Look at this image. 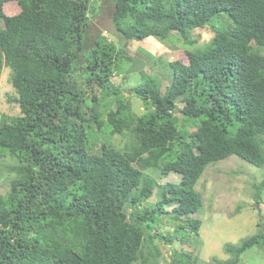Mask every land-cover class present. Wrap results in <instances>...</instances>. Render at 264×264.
I'll return each mask as SVG.
<instances>
[{
  "label": "trees",
  "instance_id": "obj_1",
  "mask_svg": "<svg viewBox=\"0 0 264 264\" xmlns=\"http://www.w3.org/2000/svg\"><path fill=\"white\" fill-rule=\"evenodd\" d=\"M13 1L19 11L6 14ZM91 2L0 0V73L11 70L5 95L18 109L0 113V169L11 174L0 264H162L157 241L199 235L195 186L208 164L237 155L264 165V0H113L119 44L91 37ZM204 28L213 36L197 45L192 31ZM149 36L176 38L187 62L164 61V91L143 68L120 87L129 44ZM171 173L180 181H158ZM254 245L264 252L263 231L226 243L230 264ZM170 254L166 264L197 261L185 248Z\"/></svg>",
  "mask_w": 264,
  "mask_h": 264
},
{
  "label": "rangeland",
  "instance_id": "obj_2",
  "mask_svg": "<svg viewBox=\"0 0 264 264\" xmlns=\"http://www.w3.org/2000/svg\"><path fill=\"white\" fill-rule=\"evenodd\" d=\"M113 0H92L93 9L90 14L91 24L89 33L94 37L99 31H103L106 36L116 44L120 43L119 36L113 28L111 14ZM6 14H16L19 6L15 1L4 4ZM213 36V32L208 29H195L192 37L197 41V45L207 42ZM176 38L169 36L161 39L149 36L143 40H135L129 44L131 48L129 55L132 61L122 65V71L129 70L126 83L120 87L133 86L139 83L140 68L147 73L158 74L161 77V90L169 84L170 78L167 75L165 66L166 61L181 60L187 62V55L184 49L175 45ZM147 53L153 54V61L144 59ZM158 59L163 62L158 64ZM165 61V62H164ZM163 64V65H162ZM162 65L158 70V66ZM11 70L3 67L0 73V113L16 114L18 112L14 103L7 101L6 93H11L13 87L10 83ZM125 72H120L113 76L115 84L123 82ZM125 96L130 98V105L137 114L143 111L142 102L135 96H129L125 91ZM182 103H179V108ZM180 118L181 115L179 114ZM191 129V128H190ZM192 130V129H191ZM113 142L125 146L129 144L127 135H115ZM9 159L4 160L8 164ZM150 172V170H148ZM152 172V171H151ZM11 174L4 168L0 169V193H5L9 189L8 179ZM179 173H171L168 177H158L159 182L170 180L180 181ZM264 165L256 166L237 155H230L224 159L208 164L200 176L195 188L200 191L203 206L195 214L201 219L199 235L193 244H181L174 241L171 245L157 241L158 249L161 252L158 260L166 264L172 257L170 249L185 248L197 257L195 264H230L231 254L224 249L226 243L236 245L241 239L258 233L264 232ZM157 196L151 197L147 203L151 205ZM168 227L163 225L165 231ZM192 239L194 237H191ZM138 264V263H136ZM231 264H264V252L259 246L254 245L243 251L238 257L234 258Z\"/></svg>",
  "mask_w": 264,
  "mask_h": 264
}]
</instances>
